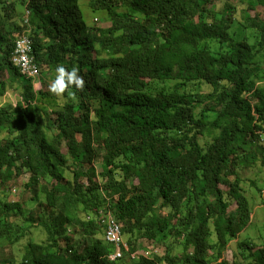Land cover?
<instances>
[{
    "label": "trees",
    "instance_id": "trees-1",
    "mask_svg": "<svg viewBox=\"0 0 264 264\" xmlns=\"http://www.w3.org/2000/svg\"><path fill=\"white\" fill-rule=\"evenodd\" d=\"M237 2L242 21L232 18ZM82 4L109 24L86 22ZM19 5L0 0V97L8 87L19 96L0 107V250L27 241L0 264H118L124 253L126 264H264V236L238 240L231 262L223 255L250 220L241 171L264 169V145L255 152L264 135L256 11L264 0ZM21 30L42 68L39 89L10 61ZM59 65L85 80L69 89L75 99L48 91ZM13 178L29 191L22 202L3 192ZM100 208L121 224L119 257L110 256ZM31 228L44 232L41 241L28 238ZM144 239L152 246L139 253Z\"/></svg>",
    "mask_w": 264,
    "mask_h": 264
},
{
    "label": "rangeland",
    "instance_id": "rangeland-1",
    "mask_svg": "<svg viewBox=\"0 0 264 264\" xmlns=\"http://www.w3.org/2000/svg\"><path fill=\"white\" fill-rule=\"evenodd\" d=\"M9 2V0H6ZM85 1V0H84ZM18 2V7H20V0H17ZM236 9L232 11V18L236 21H242V16L244 14L245 10V4L241 3H236ZM220 7V5H218ZM81 10L84 14V18L86 22L90 23L92 20L91 24H94L95 26H107L109 23L107 20H105L103 17L99 18L101 15L100 14H95V12H92V10L89 8V6L82 4L81 5ZM256 11L259 13L260 17L264 19V7L257 6ZM251 14H253V11H250ZM96 16V19L95 17ZM26 16H24L25 19ZM26 33V32H25ZM262 67L264 69V61L262 62ZM42 71V68H41ZM52 80L49 81V84L51 83ZM101 84L105 83V78H102L99 80ZM262 87H264V81L261 83ZM202 91H208L210 90V87L203 83L202 85ZM35 88L38 89L39 85L38 83L35 84ZM19 99V96L17 94V91L14 88L8 87L6 92L2 97H0V107L4 106V103H15ZM254 101V99H251ZM60 102V100H59ZM247 141H250L249 137H247ZM201 143H204V140L201 138ZM261 145H264V138L260 141L259 144L256 145L255 147V152L259 157H261ZM62 151L66 152V147H62ZM101 154L99 152L98 158L94 161V166L96 173H99L101 171ZM241 175L245 179V181L242 183V186L245 190V195L248 198L249 205L251 208V214H250V220L249 224L238 234V237L232 238L229 240L227 250L224 251V257L229 260L230 262L232 261V251H236V244L238 240H242L243 238H250L256 242H261L262 238L261 236H264V169L256 164L254 167L245 169L241 171ZM27 178V174L23 176V180ZM22 179L20 178H13L9 180L7 183L4 184L3 187V192L5 193L6 198L12 199V200H18L22 202L23 200L27 199L29 196V191L26 189L24 190L23 184H22ZM251 180H255L257 184L263 189L261 193L255 191V187L252 185ZM15 189V190H14ZM1 191V189H0ZM26 211V209H24ZM43 231L40 228H31V233L28 235V238H31L33 240L41 241L43 239ZM27 241V237L21 240L19 243L13 245V246H8L5 247L3 250H0V258H3V254L7 253H14V254H20L25 243ZM151 244L147 242V240H143L140 242H137L135 249L138 248L137 252L141 253L142 251L147 250L148 248H151ZM158 250H155V254H161L163 251V247H157ZM180 251L179 245L174 246V252ZM125 254V253H124ZM122 255L121 258L118 259V264H126L124 260L128 256ZM237 260L241 261V258L239 255L236 257ZM3 264H11V260H6ZM127 264H130V259L127 260ZM240 264H244L243 262H240Z\"/></svg>",
    "mask_w": 264,
    "mask_h": 264
},
{
    "label": "built area",
    "instance_id": "built-area-1",
    "mask_svg": "<svg viewBox=\"0 0 264 264\" xmlns=\"http://www.w3.org/2000/svg\"><path fill=\"white\" fill-rule=\"evenodd\" d=\"M10 61L19 71L29 77H36L39 74V68L32 56V47L30 39L25 33L18 34L13 43ZM264 138V135H263ZM15 190V189H14ZM99 221L107 227L106 239L115 247L114 253L110 256L115 258L122 255L127 249L125 240L121 237V224L116 221L107 209H99Z\"/></svg>",
    "mask_w": 264,
    "mask_h": 264
},
{
    "label": "clouds",
    "instance_id": "clouds-1",
    "mask_svg": "<svg viewBox=\"0 0 264 264\" xmlns=\"http://www.w3.org/2000/svg\"><path fill=\"white\" fill-rule=\"evenodd\" d=\"M21 33H25V32L23 30L18 32V34H21ZM18 34H16V36ZM15 37H14V39H15ZM14 39H13V42H14ZM18 71H19V69H18ZM19 73L22 74L20 71H19ZM78 73H79V69L77 67H73L69 71L63 65L57 66L55 68V78L48 85V91L55 96H62L65 92H68L69 97L72 99H75V93L69 91V89L74 87L77 90H83L85 87V80ZM40 74H41V69L39 68V74L36 77H29V76L27 77L23 74L22 75L25 76L26 78H30L32 81H34V88H35L36 83H38L39 88H40V82L37 80V78L40 76Z\"/></svg>",
    "mask_w": 264,
    "mask_h": 264
}]
</instances>
